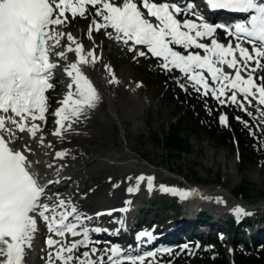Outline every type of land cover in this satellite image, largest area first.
<instances>
[{
    "label": "snow or ice",
    "instance_id": "1",
    "mask_svg": "<svg viewBox=\"0 0 264 264\" xmlns=\"http://www.w3.org/2000/svg\"><path fill=\"white\" fill-rule=\"evenodd\" d=\"M207 4L212 9L249 14L247 23H236L234 30L223 29L235 37V47L231 41L225 46L214 38L217 28L222 26L198 22L201 17L178 19L189 13L177 3L166 0H122L119 4L116 0H0V264H26V252L31 249L38 220H42L52 234L46 239L47 246L53 249L48 256L49 264H72L73 261L103 264L105 259H92L99 251L94 247L79 256L73 254L81 247H88L87 230L78 232L77 225L69 221L76 208H70L62 199L45 203L46 184L52 181L43 182L31 171L29 145L14 147L23 139L22 134L36 139L37 133L42 131L37 121L46 122V92L53 87L50 77L53 70L61 66V61H68V53H74L76 59L63 68L70 83L60 101L61 107L53 114L56 128L52 135L63 138V133L71 130L72 124L99 101L97 89L81 70L82 65L97 62L95 49L85 53L83 45L77 43L71 33L59 30L68 21L66 13L73 18L84 17L87 7L91 6L95 9L94 16L103 23L94 18L89 36L92 30L111 28L115 39L145 46L153 57L161 58L163 69H178L202 95H212L221 104L230 101L243 111H247L245 103L251 105L253 100L264 106V77L254 75L264 69V0H207ZM107 35L113 38V33ZM209 38L210 43L202 42ZM244 43L251 45V52ZM176 47L184 51L175 50ZM191 49L202 50L204 54ZM138 55L146 53L141 51ZM224 66L233 70L234 75L225 73ZM257 79L261 83L258 84ZM109 82L116 83L114 77ZM180 87L186 85L180 84ZM237 93L243 100H238ZM261 114L264 116V110ZM220 120L226 123L227 117L222 116ZM39 143H44L43 136L39 137ZM66 155V151L54 154L57 159ZM145 181L151 189L154 177H136L137 186ZM235 211L248 214L243 208ZM66 234L83 235L84 239L66 243L53 238ZM107 251L110 253L108 264H144L143 256L125 259L119 248ZM148 256L155 257L156 253H148Z\"/></svg>",
    "mask_w": 264,
    "mask_h": 264
},
{
    "label": "rangeland",
    "instance_id": "2",
    "mask_svg": "<svg viewBox=\"0 0 264 264\" xmlns=\"http://www.w3.org/2000/svg\"><path fill=\"white\" fill-rule=\"evenodd\" d=\"M121 2L122 0H116L117 4ZM94 12L95 9L88 6L84 17L77 15L73 18L70 13H66L68 21L65 25L60 26L59 30L64 33H71L77 43L83 45L85 53L88 50L95 49L98 58L97 62L95 64L89 63L83 65L82 72L92 81L94 87L97 89L99 101L96 107L89 109L77 120L78 122H74L71 130L63 134V138L52 135L56 127L53 114L61 107L60 101L65 97V80H68L70 83V78L63 71V68L67 63L76 59L74 53H68V61H61V66L53 70V76H56V78L51 82L53 87L46 92V122L37 121L42 126L46 125L43 135L47 145L51 144L50 148L57 151L67 152V155L62 160L60 159L62 164L67 165L70 159L77 156L78 152L83 154L82 157H86L87 155L89 156L88 159H90V157L96 155L99 157V161L100 158L104 161V163L100 161L96 162L97 164H92L89 168L90 170L88 169L89 172H86L91 175L92 171H96L93 173V180L90 177L89 180L77 178L72 184L69 183L71 186H74L70 187L72 194L65 197L67 198L65 202L70 208L75 207L76 210L86 207L89 213H97L103 209V201L106 198L112 199L115 202L114 204H123L128 200H134L137 208L142 207L147 209L148 197L145 198L143 193H145L148 186L144 187L141 182L137 186L136 177L140 175L151 176L154 177L151 189H156L159 185L168 184L173 186L181 184L185 186V183H187L190 187L200 190L213 193L217 191L222 192L223 194L218 197L219 201H217L219 203L222 201L219 205L215 207L210 204L203 205L217 211L218 215L222 218L230 215V209H224L223 205H237L238 202L242 206H253L256 208V211L252 212L254 216H251V221L253 222L251 230L248 228L237 230L235 236L239 240L244 231H247L246 237L248 236V238L246 240L249 243H252V239L254 238L260 237L264 239V234L252 235L251 233V231L253 232L260 228L264 229V224L254 221V219L257 220L261 216H264V195L261 194V192H264V162L243 160L236 150L220 146L202 132L196 134L184 133V137L189 139V148L188 152L182 154L180 158L170 157L160 145L151 139V136L154 134L162 136L163 130L171 120L183 117L181 114L176 115L177 108L172 98L173 92L184 93L202 99L210 98L209 100H212L215 107L218 108H234L235 111L240 112L247 118L248 121H244L243 123L244 127L250 131V134L255 131L256 134L260 135L261 139L264 137V116L261 114L264 106H260L253 100L251 105L245 103L244 107L247 111H243L230 101L221 104L220 100L212 95H202L200 92L194 90L186 80L184 74L178 69L173 68L171 71L163 69L161 67V58L153 57L145 47L134 45L131 41L125 44L122 40L115 39L114 30L111 28L101 29L100 31L92 30L91 36H89V28L94 18L98 22L103 23L100 18L94 16ZM109 32L113 33V38H109L107 35ZM218 38L223 37L218 35ZM63 41L66 43V39ZM225 42L228 43L229 41ZM129 49L134 50L130 51ZM141 51L145 52L146 55L139 56L138 53ZM145 70H149L151 73L167 72L168 78H170L167 80L170 83L165 86L163 81H159L157 78L154 81L149 80L148 82L144 78ZM254 75L257 78L264 77V69L257 71ZM162 76L164 77L165 75L161 74ZM113 77L116 83L109 82ZM256 82L258 84L261 83L259 79ZM180 84H185L186 87L181 88ZM228 95H231V92ZM221 99L226 98L221 97ZM248 113H252V115ZM222 116L220 114V118ZM236 120L239 122L241 117L237 116ZM23 141L24 138L19 141V144H22ZM262 146L261 152L264 153V145ZM95 149L97 150L96 152H89ZM81 150H84L85 153ZM68 153L73 155L69 156ZM123 156L125 158H122ZM105 158H111L121 163L125 159H127V162H133L131 158H135L138 164L128 168H117L110 165V163L114 164L113 161L110 162V160H106ZM189 171L195 172L200 181L199 183L190 177ZM217 176L220 177L219 182L216 180ZM128 177L132 179L129 180L127 179ZM244 181L254 187L250 198L246 200L231 198L229 193L233 192L238 184ZM64 185L68 189V185ZM129 188L135 189L136 194L129 196V193H131L128 191ZM74 189L76 192H74ZM57 193L61 192L58 191ZM154 195L155 193H149V196ZM164 201L158 200L153 202L152 204H155V206L148 210L149 212L147 211V215L146 211L143 213L144 218L151 219L153 217L161 220L164 219L165 215H170L171 212L167 205L165 207ZM166 204H169V202H166ZM136 214L137 216L141 215V211L137 210ZM177 216V219H179L182 218L183 214H179L178 212ZM245 216L242 214V217ZM100 221H102L100 224L104 226L110 227L114 225L111 220ZM117 221L118 223L122 222V220ZM196 221L204 222L200 218L196 219ZM214 221L220 227L218 231L226 233V228L221 224V221H217L216 219ZM137 230L139 234L141 228ZM142 230L145 231L147 229L142 228ZM249 231L250 235H248ZM218 233L216 232L214 239L221 241ZM68 237L69 234L62 240H65L66 243L77 240L68 239ZM46 239L41 243H43V247L49 248L46 244ZM170 241L171 250L164 249V251L168 255L181 253L182 251L188 252L186 254L189 255L191 262L185 264H202L207 255L217 252L213 246H203L202 243L206 241L204 237H197V240L190 241L189 244L177 242L172 238H170ZM117 242V240L102 242L101 251L97 254L96 258L92 257V259L98 260L100 257H105L103 264H108L107 256L110 253L107 250L113 248L112 244H117ZM160 245L166 247L161 242ZM218 245L221 248L220 253L231 263L235 249H242L241 246H238L239 244L234 245L232 237L228 239V242H220ZM251 246L254 247V244H251ZM91 248L93 247L79 249L77 256ZM201 250L202 253H205L202 256L199 253ZM196 256H198V260L195 259ZM153 263H155L153 259H148L144 264Z\"/></svg>",
    "mask_w": 264,
    "mask_h": 264
},
{
    "label": "bare ground",
    "instance_id": "3",
    "mask_svg": "<svg viewBox=\"0 0 264 264\" xmlns=\"http://www.w3.org/2000/svg\"><path fill=\"white\" fill-rule=\"evenodd\" d=\"M221 39V38H220ZM221 41H223L221 39ZM62 45L65 44L64 41L61 42ZM181 51V50H178ZM182 52V51H181ZM204 54V53H203ZM237 54L239 55V53L237 52ZM81 70L83 71V65L81 66ZM223 71L225 73H229L231 69H228L226 66L223 67ZM234 75V73H232ZM243 75V73H242ZM56 77V76H55ZM55 79V78H54ZM69 81L65 80L64 83V90H65V94H67L68 85ZM230 92V91H229ZM228 92V93H229ZM112 116L114 117V115L112 114ZM78 122V121H75ZM74 125V123H73ZM46 127V125L42 126V131L37 133V138L36 139H31L29 138V135L27 133L22 134L24 141L22 144H18L15 145L14 147H19L23 144H27L31 147L32 152L29 154V159L33 162L32 164V168L31 171L36 173L37 175H39L42 178L43 182H47L49 180L52 181L51 184H46V194H47V199L45 200V203H49L50 201H58V200H66L67 198H65V194H71L70 192H66L63 193V191L61 190L62 188H64V184H69V183H73L75 179L77 178H83V179H87L89 180V177L91 178V180L94 179V175L93 173L96 171H92L91 175H89L88 169L91 167L92 164L96 163V162H100L103 161L102 158H100L99 161V157H97L96 155L94 157H90L86 155V157H82L83 154H81V152H78L77 156L73 157V159L69 160V163L66 164H62L60 159L55 158L54 154L57 152V150L48 147L47 143H46V139L43 135L44 133V128ZM56 128V127H55ZM54 128V130H55ZM53 130V131H54ZM67 132V131H66ZM64 132V133H66ZM63 133V134H64ZM43 136L44 137V143L41 144L39 143V137ZM54 136V135H53ZM57 137V136H54ZM84 152V150H81ZM92 151H97L95 150H90L89 152ZM99 151V150H98ZM101 151V150H100ZM85 153V152H84ZM69 156H72L73 154L68 153ZM101 156V155H100ZM102 157V156H101ZM105 157V156H104ZM107 157V156H106ZM122 158H125L124 156ZM69 159V158H68ZM106 160H110V162H114L110 163V165H112L113 167L116 166L117 168H128L132 165H136L138 163H136L135 158H131L133 162L128 161L127 159L123 160V162H117L115 160L107 159ZM122 161V160H121ZM101 163H104L101 162ZM121 163V164H120ZM51 164L52 167H48V165ZM97 164V163H96ZM94 169V168H93ZM90 170V169H89ZM82 173H84L82 175ZM146 177V176H145ZM71 184L68 185V189L67 190H72L70 187ZM141 184L144 187H147V183L145 182H141ZM76 186V185H75ZM79 186V185H78ZM176 186H178L181 190H183V192L177 190L176 194L180 197L181 201V206H182V211H179V214L182 213L183 216L182 218L176 219V218H170V220L168 221V223L166 224V226H160L159 222L157 219L153 220L151 223L152 224H156L154 231L151 233V235L153 236L150 241L147 242V244L145 246H140V249H147L150 250L152 249V247L154 246V244L156 243L157 240L163 241L165 238H172L175 241H179L181 240V233L182 230L188 226V225H193L195 226V231L197 234V237L202 238L204 237L206 238H213L216 235V232L220 229L219 225L217 224L216 221L213 220H209V222L207 223H201L195 220V217L197 215V212L200 208H202L203 205H211V206H216L219 205L220 203L217 202L219 201V196H221L223 193L220 191L217 192H209V191H204V190H200V189H193L189 186H182L181 184H177ZM149 187H147V189L145 190L144 197H149L148 193H153L156 191H163V185H159L158 188H153V189H149ZM65 189V190H66ZM58 191H62L61 193H57ZM136 190L134 189L135 192ZM151 191V192H150ZM74 192L75 189H74ZM180 193H187V195H181ZM214 195V196H213ZM70 196V195H68ZM130 196V195H129ZM107 199V200H106ZM103 202L107 203L109 201H111L110 199L106 198ZM133 203V204H132ZM125 205H127L129 207V211L126 213V221L125 223L122 225V227L120 226V228H108L107 226L101 225L100 222L102 223V221L100 220H93V223H91V221H89V218H84L83 220L85 222H89L88 224H92V226L95 224L94 227H92V229L90 230V233L93 235H90L92 238L91 239H95L98 242H101V240H119V238H123L125 237V234L128 235L130 237V241L133 242V236L135 231L138 229V225L136 224L135 220H134V216H135V212L137 210V206L135 204V201L133 202V200H128L125 203H123ZM237 205H239L241 208H243L245 210V212H247L249 215H253L252 212L256 211V208H254L253 206H248L247 208H245L244 206H242L241 204L237 203ZM237 205L235 204H231L230 206L228 204L223 205V208L226 209V207H228V209H230V213H236L235 209H237ZM86 208V207H85ZM114 207H107L101 210H106V209H112ZM81 209L77 210L75 214H73L72 217H69V219L73 218L75 219L77 216H79V211ZM237 214V213H236ZM242 215V214H240ZM189 221V222H188ZM83 222V223H85ZM121 231H123L124 233H121ZM89 233V234H90ZM99 233V234H98ZM252 235L253 234H264V229H258L255 231H251ZM99 236V237H96ZM51 233H48L45 223L42 220H38L37 222V230L35 232L34 238L32 240V246L31 249L28 250L26 252V256H25V261L26 264H49V253L53 251V249L50 248H45L43 247V240L45 238H48L49 236H51ZM248 235H250V231L248 233ZM106 237V238H105ZM156 237V238H155ZM54 239H57L55 237H53ZM72 237L69 236L68 239H71ZM103 238V239H100ZM77 240L75 241H79V240H83L84 238H75ZM58 240V239H57ZM59 240H62L59 237ZM73 242V241H72ZM71 243V242H69ZM81 248H85V247H81ZM80 248V249H81ZM74 255L77 256V251L74 253ZM94 258L97 257V254L95 256H93ZM54 264H59V262H54ZM72 264H76L75 261L72 262Z\"/></svg>",
    "mask_w": 264,
    "mask_h": 264
},
{
    "label": "trees",
    "instance_id": "4",
    "mask_svg": "<svg viewBox=\"0 0 264 264\" xmlns=\"http://www.w3.org/2000/svg\"><path fill=\"white\" fill-rule=\"evenodd\" d=\"M146 71V70H145ZM161 74L165 75L161 77ZM167 72H150L149 70L145 72L144 78L149 82V80L163 81V84H169ZM151 81V82H153ZM172 98L177 108V114L183 115L181 118H176L171 120L166 128L163 130L162 136L159 134H154L151 139L160 145L163 150L170 156L180 158L182 154L188 152L189 139L184 137V133L189 132L190 134H196L202 132L210 139L214 140L222 147H230L237 151L238 155L247 161H257L260 163L264 162V153L261 152L264 145V137L260 138V135L253 131H250L244 127L242 122L236 120L237 116H240L244 121H247L245 115L234 108H218L212 100L196 98L193 96L186 95L184 93H172ZM211 104V106H209ZM220 114L227 117L226 123H221ZM255 133V135H254ZM190 177L195 179L199 183V179L195 172L189 171ZM220 181V177L217 176L216 179ZM254 187L248 184L246 181L240 182L238 186L232 193L235 199L246 200L250 198V194L253 192ZM264 195V192H261ZM163 200V199H162ZM166 200L165 207L169 209L177 208L176 203L169 202ZM202 218L207 219L206 215H201ZM259 222H264V216L259 220ZM230 231L235 228V221L229 220L224 221ZM250 222H243L238 225L239 228H243L245 225L248 226ZM233 233V232H231ZM228 238L231 239L230 236ZM242 249H235L234 255L232 257V263L229 262L225 256L220 253L221 248L215 245L217 252L212 255H207L204 258L202 264H264V244H254L251 246L246 240L244 243L239 244ZM244 249V250H243ZM200 255H204L202 251L199 252ZM198 256L195 257L197 259ZM198 260V259H197ZM191 262L189 255L184 253L177 254L170 257L164 256L162 259H158L155 264H185Z\"/></svg>",
    "mask_w": 264,
    "mask_h": 264
}]
</instances>
